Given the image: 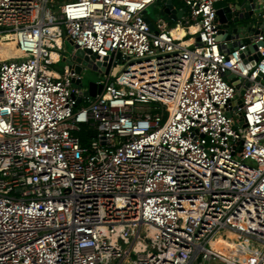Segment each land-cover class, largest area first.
Segmentation results:
<instances>
[{"label":"built area","instance_id":"2783aa9c","mask_svg":"<svg viewBox=\"0 0 264 264\" xmlns=\"http://www.w3.org/2000/svg\"><path fill=\"white\" fill-rule=\"evenodd\" d=\"M220 1L170 25L165 0H0V264H264V19L230 48ZM64 36L108 70L96 96Z\"/></svg>","mask_w":264,"mask_h":264},{"label":"water","instance_id":"95a60500","mask_svg":"<svg viewBox=\"0 0 264 264\" xmlns=\"http://www.w3.org/2000/svg\"><path fill=\"white\" fill-rule=\"evenodd\" d=\"M230 0H223L217 3L218 8V20L223 25V28L227 30V39H233L234 42L229 46L230 48H235L239 43V38L243 39L245 43H249V39L246 38L249 34H254L258 32V27L262 26L264 17L260 14H257L253 21L249 24H241L242 20L249 19L253 14L254 8L258 0H242L241 3L233 2L236 6V9H239L244 6L246 7L248 13L242 15L240 12H232V8L229 6ZM158 12L156 17L168 21L170 25H173L179 18H182L187 10L186 7L177 8L173 0H165V2H160L157 4ZM147 21L150 23L151 28L154 30L155 26L151 21L149 16L146 17ZM74 48L70 51L69 54H65L63 57V62L69 67H74L77 73H81L85 66L93 67L98 69L97 66L93 65V60L96 58V54H93L91 57L86 55V51L77 48L73 42H70ZM88 53H91L90 50H87ZM259 56H255L257 61ZM98 65H103L101 62H98ZM105 73H108L106 67L103 66ZM77 84L83 86L82 79L75 80ZM237 88L240 86L238 81H235ZM103 90V84H98L97 82H89V86L86 87V90L83 92L85 97H94L98 93H101ZM239 98V96H237ZM81 98H79L80 100ZM240 99V98H239ZM195 264H200L198 261Z\"/></svg>","mask_w":264,"mask_h":264},{"label":"rangeland","instance_id":"374dc122","mask_svg":"<svg viewBox=\"0 0 264 264\" xmlns=\"http://www.w3.org/2000/svg\"><path fill=\"white\" fill-rule=\"evenodd\" d=\"M61 2L62 1H57V3H61ZM157 12H158L157 4L150 6L148 9V14L155 21L158 20V18L156 17ZM257 14H258V11L256 12L255 15H257ZM255 17L256 16H253L250 19H244V20H242L241 24H249L251 21L254 20ZM63 45H64V48L66 49V51L65 52L62 50L60 51L61 52L60 58L64 54H69L70 51L74 48V46L68 40L67 36H64ZM11 52H12V50H11ZM63 64L64 63L61 61L58 64H51V65L59 68L60 71L63 72ZM81 75H82V80H83V87H85V88L89 86V82H91V81L97 82L101 79H106L105 73H102V72L98 71L97 69H95L93 67H88V66L84 67ZM116 75H117V70L114 69L112 72V77H115ZM167 116H168V113L166 112L165 119ZM215 248L219 253L226 254V255H230L232 252L237 251V250H245L246 248H247L246 250H249L248 254H252L255 256H257L261 251V248L259 245H252L251 247H248V244L239 243L235 239L234 235H232L230 233H224V232L219 236V238H217V240L215 242ZM203 264H221V263H220V261H204Z\"/></svg>","mask_w":264,"mask_h":264},{"label":"bare ground","instance_id":"6f19581e","mask_svg":"<svg viewBox=\"0 0 264 264\" xmlns=\"http://www.w3.org/2000/svg\"><path fill=\"white\" fill-rule=\"evenodd\" d=\"M176 31V33H175V35L176 36H183L184 35V29L182 28V27H180V28H176L175 29ZM11 45V43H7V45ZM12 47H13V45H11V49H12ZM6 48V45L5 44H3V43H0V54L2 55V56H5V53L7 52L8 54H10L11 53V51H8L7 49H5Z\"/></svg>","mask_w":264,"mask_h":264},{"label":"trees","instance_id":"16d2710c","mask_svg":"<svg viewBox=\"0 0 264 264\" xmlns=\"http://www.w3.org/2000/svg\"><path fill=\"white\" fill-rule=\"evenodd\" d=\"M174 1V4L177 6V7H182L183 4H184V0H173ZM232 2H237V3H241L242 0H230ZM82 136V139L84 141V143H87L88 142V136L86 133H82L81 134Z\"/></svg>","mask_w":264,"mask_h":264},{"label":"crops","instance_id":"0c3cea01","mask_svg":"<svg viewBox=\"0 0 264 264\" xmlns=\"http://www.w3.org/2000/svg\"><path fill=\"white\" fill-rule=\"evenodd\" d=\"M176 6V5H175ZM177 7V6H176ZM182 7H184V4H183V6ZM182 7H177V8H182Z\"/></svg>","mask_w":264,"mask_h":264}]
</instances>
